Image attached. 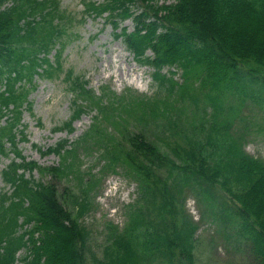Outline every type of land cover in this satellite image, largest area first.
<instances>
[{"label":"trees","instance_id":"trees-1","mask_svg":"<svg viewBox=\"0 0 264 264\" xmlns=\"http://www.w3.org/2000/svg\"><path fill=\"white\" fill-rule=\"evenodd\" d=\"M83 13L105 17L114 30L134 21L132 32L122 28L116 38L154 68L156 91L119 96L103 87L98 96L70 71L74 111L57 130L73 132L88 109L97 111L94 122L72 147L64 139L42 152L60 156L58 167L29 161L17 141L19 134L27 140L26 127L19 129L23 107L31 110L37 77L63 73L74 18L61 0H0V156L14 153L2 172L10 190L0 192V264H195L199 226L182 198L191 192L214 209L218 189L233 202L227 216L254 264H264V159L249 154L244 137L232 131L248 101L264 108V0H91ZM172 68L182 71L181 83ZM151 124L173 139L163 141L166 149L156 141L163 134L146 133ZM82 152L98 154L101 176L121 171L138 186L126 227L108 226L106 261L89 257L90 232L61 203L53 181L76 173L85 199L101 179L92 167L82 171ZM35 170L52 181L26 175ZM78 198L72 200L85 215L88 201Z\"/></svg>","mask_w":264,"mask_h":264},{"label":"rangeland","instance_id":"rangeland-1","mask_svg":"<svg viewBox=\"0 0 264 264\" xmlns=\"http://www.w3.org/2000/svg\"><path fill=\"white\" fill-rule=\"evenodd\" d=\"M84 1L91 0H61L62 9L74 18V24L69 28L70 40L63 52V73L52 80L37 77L36 88L28 97V101L32 104L31 110L27 103L23 107L22 125L19 129L26 127L24 132L27 140H21V134L18 135L19 149L29 161H36L41 166L61 165L60 156L42 152L55 147L64 139L69 141L68 148L72 147L89 130L97 115L96 110L88 109L74 122L73 132L67 129L57 130L71 119L74 111L75 96L70 89V81L66 79L70 71L73 78L81 76L89 82L88 88L93 89L98 96L101 95L103 87L119 96L126 91H132V95H153L156 91V83L153 79L154 68L141 65L134 54L127 49L122 38H116V33H120L122 28L132 32L135 29L134 21L127 19L120 24L119 29L114 30L113 25L105 17L96 19L85 17ZM55 53L56 51L52 52V59ZM147 54L153 55L151 51H147ZM171 70L177 72L175 79L181 83L182 71L177 68ZM168 71L169 69L165 68V72ZM133 125L132 128L135 129V123ZM150 127L152 129L147 130L146 133L151 139H156L158 135L161 137L163 134L164 140H156L163 149L167 148L163 141L173 142V139L163 132V128L154 124ZM232 131L234 136L244 137L245 150L249 154L264 159V108L262 106L248 101L238 115ZM81 154L82 171L89 172L92 167V173L101 179L98 186L87 194L85 199L80 193V179L76 173L53 181L61 203L73 215V218H77L79 223L90 232L89 257L91 258L94 254L98 259L106 261V248L111 244L108 226L114 225L120 229L126 227L129 221V209L139 200L138 186L121 171L101 176L98 154L89 156L83 152ZM13 158L14 153H10L9 156H0V192L4 189L10 190L3 181L2 172ZM26 175L43 182L52 181V176L47 174L41 177L37 170L28 171ZM216 195L218 204L214 209H209L200 196L197 197L191 192H186L182 198L185 201V212L199 226L194 238L195 264H254L250 249L237 236L238 224L235 219H229L227 216L228 211L225 207H232L233 202L222 189H218ZM77 196L79 203L88 201L89 210L85 215L79 216L80 206L72 200ZM183 215L184 211L181 217ZM18 256H25V250Z\"/></svg>","mask_w":264,"mask_h":264}]
</instances>
